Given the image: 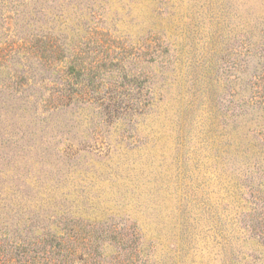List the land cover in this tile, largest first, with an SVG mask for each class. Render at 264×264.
I'll return each mask as SVG.
<instances>
[{"label": "rangeland", "instance_id": "374dc122", "mask_svg": "<svg viewBox=\"0 0 264 264\" xmlns=\"http://www.w3.org/2000/svg\"><path fill=\"white\" fill-rule=\"evenodd\" d=\"M0 264H264V0H0Z\"/></svg>", "mask_w": 264, "mask_h": 264}]
</instances>
